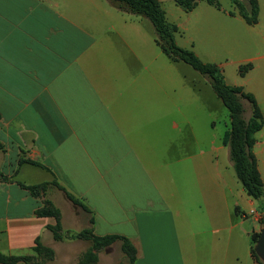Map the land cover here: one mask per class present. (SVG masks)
<instances>
[{
  "label": "crops",
  "instance_id": "1",
  "mask_svg": "<svg viewBox=\"0 0 264 264\" xmlns=\"http://www.w3.org/2000/svg\"><path fill=\"white\" fill-rule=\"evenodd\" d=\"M158 1L177 44L252 94L264 116V0L254 25L231 0L191 11ZM229 128L210 81L171 60L146 17L111 0H0L2 254L35 257L39 241L52 261L73 259L57 257L55 218L38 215L48 200L64 230L129 239L135 264H258V202L235 173ZM256 139L264 183V126ZM42 184L45 193L29 190Z\"/></svg>",
  "mask_w": 264,
  "mask_h": 264
},
{
  "label": "trees",
  "instance_id": "2",
  "mask_svg": "<svg viewBox=\"0 0 264 264\" xmlns=\"http://www.w3.org/2000/svg\"><path fill=\"white\" fill-rule=\"evenodd\" d=\"M184 11L193 10L199 0H174ZM211 4H217L216 0H206ZM236 6L238 13L250 25L258 22L259 6L257 0H231ZM121 11L146 17L154 26L157 33V43L164 53L173 61H182L190 65L201 75L209 78L215 94L221 99L230 115V128L224 135V144L229 147L230 157L234 165L237 178L241 182L247 195L253 200L264 198V183L262 181L253 148L257 142L256 135L264 126V116L255 97L244 91L242 87L228 85L225 81L221 69L215 64L204 63L191 50L180 47L176 42L178 28L175 24L167 21L165 13L158 0H111ZM250 66L240 70L241 75L250 69ZM246 106L250 108V117L247 119ZM2 145L0 144V148ZM57 185V183H55ZM48 184L30 187L29 190L34 195L45 193ZM68 198L76 205L89 209L79 200L68 194ZM41 217H53L56 225L50 227L54 238L57 241L64 239L62 234L61 211L46 200L44 207L38 212ZM92 222V220H91ZM264 226V213L260 220ZM76 238L90 240L92 247L83 254L79 264H95L98 260L97 253L100 249L111 246L117 241L122 243V250L128 256L130 264H135L137 250L131 241L118 235H108L104 237L96 236L92 229H84L77 233ZM260 233L252 235V245L257 243ZM39 241L34 248L35 257L7 256L0 252L1 264H17L21 261L30 263L31 260L40 255L41 250H45ZM47 249V248H46ZM252 254L258 264H264L255 253L252 247ZM53 254L46 260H52Z\"/></svg>",
  "mask_w": 264,
  "mask_h": 264
},
{
  "label": "rangeland",
  "instance_id": "3",
  "mask_svg": "<svg viewBox=\"0 0 264 264\" xmlns=\"http://www.w3.org/2000/svg\"><path fill=\"white\" fill-rule=\"evenodd\" d=\"M222 4L225 8H229L230 6H232V4L230 3V1L228 0H222ZM205 77V76H204ZM206 80H209V78L205 77ZM210 81V80H209ZM207 88V87H206ZM247 109V113L246 116H248V114L250 113V108L248 106H246ZM217 114H221V113H217ZM206 118L207 116L204 118V124H205V132H207V127H206ZM223 128V124L220 122V124H218V131H220ZM258 212L257 214L254 212L253 215L256 216V219L258 221V225H257V230L253 232L254 233H260V229L263 227L260 224V220L262 218V215L264 213V198L261 200H258ZM63 204H61L62 206ZM62 209L64 211L65 214H67V208L65 206H62ZM81 231H70V230H64L62 231V234L64 236V239L61 240L63 243L62 245H57L55 247H57V252L59 255H57V257H60V253H66L69 251L70 255L71 253L73 256L72 260L69 261H64L63 264H79L80 260L82 259L83 254H85L87 251H89L92 247V242L90 240H83V239H78L76 238V234L79 233ZM54 236V235H53ZM75 242V244H74ZM256 244V243H255ZM255 244H253V248H255ZM46 247V246H44ZM47 248V249H46ZM45 250H41L40 255L37 256V258H34L33 260H31L32 264H57L59 262V260L57 261H52L53 259H55L56 257V253L55 250H53L50 247H46ZM70 249V250H69ZM73 250V252H71V250ZM97 253L98 256V260L95 264H130V260L128 258V256L124 253V251L122 250V243L120 241L115 242L114 244H112L109 247L100 249L98 251H95ZM53 256L52 260H46L47 258H49L50 256ZM262 262V261H261ZM263 263V262H262ZM60 264V263H58Z\"/></svg>",
  "mask_w": 264,
  "mask_h": 264
},
{
  "label": "water",
  "instance_id": "4",
  "mask_svg": "<svg viewBox=\"0 0 264 264\" xmlns=\"http://www.w3.org/2000/svg\"><path fill=\"white\" fill-rule=\"evenodd\" d=\"M255 253L258 258L264 263V226L260 229V237L255 244Z\"/></svg>",
  "mask_w": 264,
  "mask_h": 264
}]
</instances>
